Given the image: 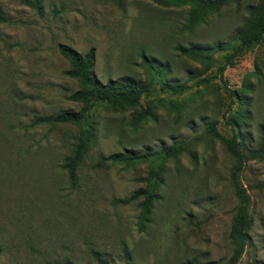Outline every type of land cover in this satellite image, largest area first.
Returning <instances> with one entry per match:
<instances>
[{
	"label": "rangeland",
	"instance_id": "1",
	"mask_svg": "<svg viewBox=\"0 0 264 264\" xmlns=\"http://www.w3.org/2000/svg\"><path fill=\"white\" fill-rule=\"evenodd\" d=\"M258 2L231 0L188 29L186 6L153 0H0V264H97L93 251L110 264H226L238 203L229 123L258 147L264 34L230 64L225 57ZM58 43L94 48L101 82L146 87L139 105L96 104L80 124L34 123L82 108ZM142 109L150 116L133 127ZM86 128L90 141L70 179L65 164ZM114 152L124 160L99 164ZM155 169L140 227L141 200H118L145 188ZM239 181L252 217L239 264H264V154L246 162Z\"/></svg>",
	"mask_w": 264,
	"mask_h": 264
},
{
	"label": "trees",
	"instance_id": "2",
	"mask_svg": "<svg viewBox=\"0 0 264 264\" xmlns=\"http://www.w3.org/2000/svg\"><path fill=\"white\" fill-rule=\"evenodd\" d=\"M121 2L122 0H117ZM157 4H167L175 7L188 8V29H192L195 25L203 22L205 18L214 11H217L221 6L227 4L231 0H153ZM38 12H41V5L38 1L29 2ZM264 34V0H259L255 5L249 6V15L245 19L242 28L237 33L239 43L233 49L231 54L225 57V65L232 62V58L238 53L244 51L251 45L258 43ZM199 47L182 48L186 54L195 55L197 57L205 58L202 49ZM57 50L59 54L68 62V69L66 74L75 78L79 82V89L71 96L82 103V108L78 112H63L55 116H42L36 118L34 123H75L80 124L90 117L91 108L96 104H107L114 109H121L123 107H135L139 105L140 98L147 92L146 87L139 85L131 78H122L108 83L101 82L94 74L95 50L90 48L82 53L75 48L65 44L58 43ZM225 65L220 66L222 71ZM229 109V108H228ZM150 113L146 109L134 113L131 125L138 126ZM227 122H229L227 120ZM231 128V136L227 140V149L236 159L231 171V180L235 188V193L238 198V203L235 207V212L232 217V222L229 231L230 243L232 245V252L226 261V264H239L240 258L249 243L248 230L252 224V217L249 211V197L244 187L239 181V174L241 173L246 162L257 155L264 154V125H260V141L256 149H250L246 146L243 137H240V131L235 126L239 124L237 121L229 123ZM240 125V124H239ZM211 128L215 130L212 125ZM240 137V138H239ZM90 141V130L86 128L82 137L73 152V155L68 159L65 167L68 169L70 179H74L77 166L81 163L83 154ZM167 154V152L164 150ZM124 157L117 152L111 153L106 157L100 158V165L105 162L115 164L122 162ZM157 180V169L150 171L148 178V185L145 188H138L131 191L124 198L119 199L121 203H129L138 201L140 212L138 216V225L144 226L151 210L152 200L155 195L153 189ZM97 264H110L106 257L99 255L98 252L93 251ZM59 264H74L66 260Z\"/></svg>",
	"mask_w": 264,
	"mask_h": 264
}]
</instances>
